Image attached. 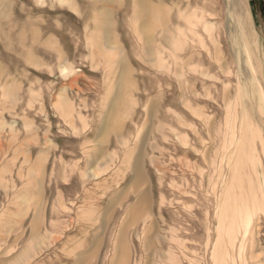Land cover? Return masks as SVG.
<instances>
[{"label": "rangeland", "instance_id": "obj_1", "mask_svg": "<svg viewBox=\"0 0 264 264\" xmlns=\"http://www.w3.org/2000/svg\"><path fill=\"white\" fill-rule=\"evenodd\" d=\"M0 264H264V0H0Z\"/></svg>", "mask_w": 264, "mask_h": 264}]
</instances>
